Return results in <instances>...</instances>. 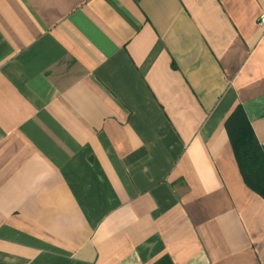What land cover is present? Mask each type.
<instances>
[{"label":"crops","instance_id":"0c3cea01","mask_svg":"<svg viewBox=\"0 0 264 264\" xmlns=\"http://www.w3.org/2000/svg\"><path fill=\"white\" fill-rule=\"evenodd\" d=\"M264 0H0V264H264Z\"/></svg>","mask_w":264,"mask_h":264},{"label":"trees","instance_id":"16d2710c","mask_svg":"<svg viewBox=\"0 0 264 264\" xmlns=\"http://www.w3.org/2000/svg\"><path fill=\"white\" fill-rule=\"evenodd\" d=\"M229 137L244 181L264 196V152L241 111L235 128L229 127Z\"/></svg>","mask_w":264,"mask_h":264},{"label":"built area","instance_id":"2783aa9c","mask_svg":"<svg viewBox=\"0 0 264 264\" xmlns=\"http://www.w3.org/2000/svg\"><path fill=\"white\" fill-rule=\"evenodd\" d=\"M257 23H258L259 26H261L263 28V35H264V14L259 16V19H258Z\"/></svg>","mask_w":264,"mask_h":264},{"label":"water","instance_id":"95a60500","mask_svg":"<svg viewBox=\"0 0 264 264\" xmlns=\"http://www.w3.org/2000/svg\"><path fill=\"white\" fill-rule=\"evenodd\" d=\"M262 149H263V152H264V144H262Z\"/></svg>","mask_w":264,"mask_h":264}]
</instances>
